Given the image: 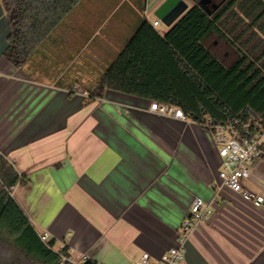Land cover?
<instances>
[{
  "label": "crops",
  "instance_id": "1",
  "mask_svg": "<svg viewBox=\"0 0 264 264\" xmlns=\"http://www.w3.org/2000/svg\"><path fill=\"white\" fill-rule=\"evenodd\" d=\"M227 1L82 0L21 69L4 56L0 2V154L20 176L12 197L57 250L97 264L160 258L202 198L212 215L192 231L183 264H264V207L222 186L212 132L150 110L179 108L160 102L179 80L161 39L196 4L213 15ZM237 23L229 34L250 42ZM202 44L226 68L241 57L217 30ZM115 63V86L92 99ZM246 184L264 196V160Z\"/></svg>",
  "mask_w": 264,
  "mask_h": 264
},
{
  "label": "trees",
  "instance_id": "2",
  "mask_svg": "<svg viewBox=\"0 0 264 264\" xmlns=\"http://www.w3.org/2000/svg\"><path fill=\"white\" fill-rule=\"evenodd\" d=\"M0 2L10 27L4 56L21 69L82 0ZM232 20L241 24V33L251 32L256 39L251 37L250 42L245 43L242 34L239 37L229 34L236 27H230ZM255 29L264 35L262 0H228L213 15L196 4L161 39L177 59L179 80L168 83L160 102L182 108L188 119L203 126L208 118L221 124L248 110L264 118V41L258 38ZM214 30L221 32L228 44L241 54L230 68L224 67L202 44ZM117 69L115 63L90 93L92 99L102 97L107 89L115 86L112 78ZM0 180L5 189L0 196V233L8 234L13 243L35 262L60 264L59 255L53 251L55 242L51 241L47 246L41 241L11 196L20 176L1 154ZM67 251L68 248L63 249V253ZM87 264L97 263L91 260Z\"/></svg>",
  "mask_w": 264,
  "mask_h": 264
},
{
  "label": "built area",
  "instance_id": "3",
  "mask_svg": "<svg viewBox=\"0 0 264 264\" xmlns=\"http://www.w3.org/2000/svg\"><path fill=\"white\" fill-rule=\"evenodd\" d=\"M159 22H155L157 26ZM150 110L157 115L186 120L183 110L153 103ZM205 127L209 129L218 147L223 167L219 174L222 186L228 187L246 201L264 207V196L253 192L247 187L257 160H264V118L249 111H242L233 119L215 124L208 118ZM212 211L202 198L194 199L189 217L183 222L177 245L164 253L160 258H153L149 253H143L134 264H183L185 261V246L192 231L201 223L210 220ZM41 241L49 246V233L39 235ZM67 247H64L65 249ZM54 250L60 257V264H87L91 261L86 254L77 253L68 248Z\"/></svg>",
  "mask_w": 264,
  "mask_h": 264
},
{
  "label": "rangeland",
  "instance_id": "4",
  "mask_svg": "<svg viewBox=\"0 0 264 264\" xmlns=\"http://www.w3.org/2000/svg\"><path fill=\"white\" fill-rule=\"evenodd\" d=\"M5 191L2 182L0 180V196ZM12 196V193H11ZM55 247L54 250H57ZM21 259L22 264H41L35 262L31 257L27 256L20 248H18L6 233H0V264H19L16 260Z\"/></svg>",
  "mask_w": 264,
  "mask_h": 264
},
{
  "label": "flooded vegetation",
  "instance_id": "5",
  "mask_svg": "<svg viewBox=\"0 0 264 264\" xmlns=\"http://www.w3.org/2000/svg\"><path fill=\"white\" fill-rule=\"evenodd\" d=\"M16 260L19 262V264H22L21 259L19 257Z\"/></svg>",
  "mask_w": 264,
  "mask_h": 264
},
{
  "label": "water",
  "instance_id": "6",
  "mask_svg": "<svg viewBox=\"0 0 264 264\" xmlns=\"http://www.w3.org/2000/svg\"><path fill=\"white\" fill-rule=\"evenodd\" d=\"M165 19V22H168L169 21V18H164Z\"/></svg>",
  "mask_w": 264,
  "mask_h": 264
}]
</instances>
